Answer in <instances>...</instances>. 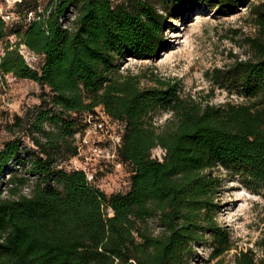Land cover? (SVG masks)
<instances>
[{
    "label": "trees",
    "instance_id": "1",
    "mask_svg": "<svg viewBox=\"0 0 264 264\" xmlns=\"http://www.w3.org/2000/svg\"><path fill=\"white\" fill-rule=\"evenodd\" d=\"M159 4L48 0L42 19L25 23L39 4L21 0L20 21L9 26L0 17V39L17 37L0 54V72L41 89L40 102L5 125L12 136L0 147V264H191L198 247H211L213 258L236 249L217 220L218 198L226 181L264 197V0ZM243 7L256 27L245 37L250 55L209 69L207 95L184 94L176 78L121 71L128 58L154 60L172 49L165 32L173 18ZM20 44L43 55L39 69ZM217 89L245 101L213 103ZM98 108L122 126L117 160L130 168L126 192L109 195L69 167L76 135ZM161 112L170 116L156 125ZM256 246L235 252L234 263L264 264V230Z\"/></svg>",
    "mask_w": 264,
    "mask_h": 264
},
{
    "label": "rangeland",
    "instance_id": "2",
    "mask_svg": "<svg viewBox=\"0 0 264 264\" xmlns=\"http://www.w3.org/2000/svg\"><path fill=\"white\" fill-rule=\"evenodd\" d=\"M258 1V0H255ZM48 0H38V4L45 5ZM159 4V0H156ZM158 6H161L160 4ZM172 26L167 29L165 36L172 49L161 53L158 59L139 60L128 58L121 67L122 72L132 71L144 73L148 76L176 78L183 87L184 94L195 97L210 93V83L205 74L209 69L231 64L236 57L246 59L250 53L245 37L255 34L256 27L249 15V9L243 7L241 11L221 16L213 14L211 10L199 9L185 18L171 20ZM12 26V23L9 24ZM17 42L15 35H7L0 39V54H3L7 44ZM150 78L144 79V85H151ZM41 89L30 79H13L11 75L0 72V147L12 135L6 129V122L12 121L14 114H24L29 108L38 104ZM213 103L233 101L244 102L245 99L237 95H230L225 90L217 89L211 98ZM99 116L96 130L85 134L91 143L99 142L107 150H112L113 137L118 128L108 119L102 108L97 109ZM170 116L168 112H161L155 117L156 125L162 124ZM90 144L83 146L88 156V167L95 173L94 182L107 194L126 192L130 185V168L122 165L118 167L112 159L93 157L88 152ZM159 154V149L154 151ZM23 174L18 170L13 176ZM2 184H5L4 181ZM6 187L2 196L7 195ZM221 207L217 212V220L227 226L235 248L221 257H211V247H198V256L191 264H235L234 253L253 248L263 236L264 230V197L245 188L238 181H226L222 193L218 198Z\"/></svg>",
    "mask_w": 264,
    "mask_h": 264
},
{
    "label": "built area",
    "instance_id": "3",
    "mask_svg": "<svg viewBox=\"0 0 264 264\" xmlns=\"http://www.w3.org/2000/svg\"><path fill=\"white\" fill-rule=\"evenodd\" d=\"M21 0H0V17L8 24L13 23L15 21H20L19 17L14 12V8L18 2ZM122 0H112L113 3L121 2ZM46 13V4L42 5L39 4L35 10H30L26 17L24 18L25 23H31L34 21H38L42 19V17ZM75 19V14H71L68 21L65 22V27L70 26V21ZM19 52L23 56L24 60L28 64V66L32 69H39L40 65L43 62V55L36 53L35 51L31 50L28 46L25 44H20L19 46ZM13 79H17L16 76L11 75ZM98 115L89 114L85 118V122L87 123V127L83 133H78L76 135L77 137V144L79 147V154L75 157H73L69 162L70 168H82L88 180L93 181L95 178V173L89 169L88 164L86 160H88V156L86 155V152L83 148V146H86L87 144H90L88 148V152L92 154L93 157H101V158H109L112 159V161L118 166L121 167L122 163H120L117 160V150L118 147L121 144V134H122V126L118 123L113 121L109 116L108 119L118 128L117 134L112 138L114 141L113 149L107 150L106 147L101 146L99 142L91 143L88 136L81 141V137L85 136L87 133L94 132L96 130V121L98 119ZM157 150V149H156ZM161 152L159 154H155V156H158L159 158H162V155L164 154L162 149H159Z\"/></svg>",
    "mask_w": 264,
    "mask_h": 264
}]
</instances>
